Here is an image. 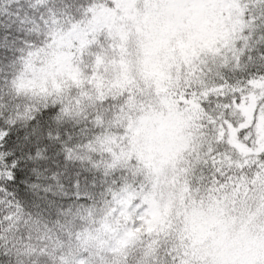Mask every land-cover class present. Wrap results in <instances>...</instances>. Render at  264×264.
<instances>
[{"label":"snow or ice","instance_id":"6c2138e0","mask_svg":"<svg viewBox=\"0 0 264 264\" xmlns=\"http://www.w3.org/2000/svg\"><path fill=\"white\" fill-rule=\"evenodd\" d=\"M0 264H264V0H0Z\"/></svg>","mask_w":264,"mask_h":264}]
</instances>
